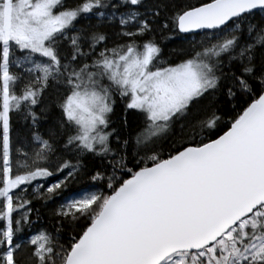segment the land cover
Returning a JSON list of instances; mask_svg holds the SVG:
<instances>
[{"label":"snow or ice","instance_id":"snow-or-ice-1","mask_svg":"<svg viewBox=\"0 0 264 264\" xmlns=\"http://www.w3.org/2000/svg\"><path fill=\"white\" fill-rule=\"evenodd\" d=\"M0 264H264V0H0Z\"/></svg>","mask_w":264,"mask_h":264},{"label":"trees","instance_id":"trees-1","mask_svg":"<svg viewBox=\"0 0 264 264\" xmlns=\"http://www.w3.org/2000/svg\"><path fill=\"white\" fill-rule=\"evenodd\" d=\"M87 181L85 180H81L79 181L77 184H74L72 186H70V189H69V193H76V192H79L81 189H85L86 186H87Z\"/></svg>","mask_w":264,"mask_h":264}]
</instances>
